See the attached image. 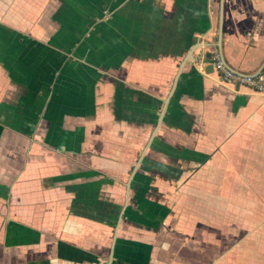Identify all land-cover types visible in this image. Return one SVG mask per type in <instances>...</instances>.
Masks as SVG:
<instances>
[{
  "label": "crops",
  "instance_id": "1",
  "mask_svg": "<svg viewBox=\"0 0 264 264\" xmlns=\"http://www.w3.org/2000/svg\"><path fill=\"white\" fill-rule=\"evenodd\" d=\"M219 1L0 0V264H264V95L197 67ZM222 13L255 75L264 0Z\"/></svg>",
  "mask_w": 264,
  "mask_h": 264
},
{
  "label": "built area",
  "instance_id": "2",
  "mask_svg": "<svg viewBox=\"0 0 264 264\" xmlns=\"http://www.w3.org/2000/svg\"><path fill=\"white\" fill-rule=\"evenodd\" d=\"M196 61L199 71L203 74H206V69L210 66L220 83L236 87H246L254 93L264 95V69L256 76L236 74L224 64L221 53L216 45L209 55H199Z\"/></svg>",
  "mask_w": 264,
  "mask_h": 264
},
{
  "label": "water",
  "instance_id": "3",
  "mask_svg": "<svg viewBox=\"0 0 264 264\" xmlns=\"http://www.w3.org/2000/svg\"><path fill=\"white\" fill-rule=\"evenodd\" d=\"M219 11H220V13H219V32H218V41H217V45H216V47L218 48V50L220 51V53H221V29H222V22H223V13H222V10H223V0H220L219 1ZM195 50V48H192V49H190V51L188 52V54H187V56H186V60L188 59H190V56H191V54H192V52ZM222 57V56H221ZM222 60H223V58H222ZM224 62V61H223ZM225 64V63H224ZM229 68V67H228ZM230 69V68H229ZM264 69V64H263V66L261 67V69L255 74V75H250V76H256V75H258L262 70ZM232 72H234V73H236V74H239V73H237L236 71H233L232 69H230ZM212 72V69H211V67L209 66V67H207V69H206V73H211ZM244 76H246V75H244Z\"/></svg>",
  "mask_w": 264,
  "mask_h": 264
}]
</instances>
